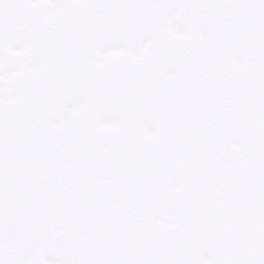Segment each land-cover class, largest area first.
Instances as JSON below:
<instances>
[{"label":"snow or ice","instance_id":"6c2138e0","mask_svg":"<svg viewBox=\"0 0 264 264\" xmlns=\"http://www.w3.org/2000/svg\"><path fill=\"white\" fill-rule=\"evenodd\" d=\"M0 264H264V0H0Z\"/></svg>","mask_w":264,"mask_h":264}]
</instances>
